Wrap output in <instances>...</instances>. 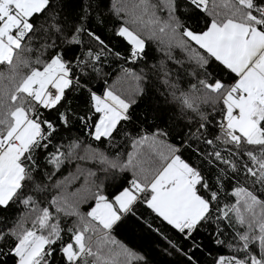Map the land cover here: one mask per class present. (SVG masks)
Instances as JSON below:
<instances>
[{
  "label": "snow or ice",
  "instance_id": "snow-or-ice-1",
  "mask_svg": "<svg viewBox=\"0 0 264 264\" xmlns=\"http://www.w3.org/2000/svg\"><path fill=\"white\" fill-rule=\"evenodd\" d=\"M109 11L116 17L110 35L102 0H82L72 19L63 0H0V65L9 70L0 72V211L18 203L27 209L0 227V264H153L145 250L113 236L121 226L160 236L171 249L166 254L186 264H200L197 253L208 244L229 250L211 264H264V0H111ZM198 13L207 18L203 27ZM113 39L128 47L117 50ZM37 40L47 60L24 55ZM153 41L165 59L151 69L181 114L196 115L194 131L191 120L169 115L174 107L151 105L154 123L143 127L140 109L149 97L141 85L148 74L125 65L147 66ZM110 58L134 90L107 85ZM185 77L194 81L187 91ZM204 104L213 106L212 115L201 110ZM77 125L100 147L73 137ZM64 132L69 139L61 143ZM129 140L133 152L121 153ZM144 145L154 148L158 165L143 157ZM74 160L98 168L78 167L54 181Z\"/></svg>",
  "mask_w": 264,
  "mask_h": 264
},
{
  "label": "trees",
  "instance_id": "trees-1",
  "mask_svg": "<svg viewBox=\"0 0 264 264\" xmlns=\"http://www.w3.org/2000/svg\"><path fill=\"white\" fill-rule=\"evenodd\" d=\"M81 2L82 0H63V8L69 19L74 18L81 9ZM103 4V11L106 16L109 17V20L111 21L110 23L105 25V31L110 35L111 34V29L116 23V17L113 15L109 9L111 7V0H102ZM131 7V5H129ZM199 20L200 27H203V22L206 17H204L201 14H197ZM37 19H42L38 17ZM197 21L194 20L193 23H196ZM113 44L117 46V50H123L128 47V45L122 41V40H116L113 39L112 41ZM40 45L41 41L37 40L33 43L32 47L34 49L33 52L31 53H25L24 55L27 56L30 60L35 61L37 56H40ZM158 45L157 42L153 41L150 43L149 48H148V64L147 66L144 63H140L138 66L137 65H132L128 64L125 65V67H131L134 68L135 71L140 72L141 69H143L147 74H148V79L141 85V87L145 88L148 91V102L142 104L140 111L142 112V117L146 116L147 117V124L143 125L145 129H147L149 124L154 123V119L151 115L148 114L146 111L149 107V105L152 106L153 111H155L158 108H164L168 109L170 107H174L176 110L174 112H170L169 115H173L176 117L177 120H182L185 123H187L189 120L192 121L191 127L193 131L195 128L198 126L196 123L197 117L194 113L190 111H185L183 114L180 112V107L178 103H175L171 100V97L168 95L166 86L160 82L159 74L155 73L151 69V65L157 64L160 60L165 59L164 54L161 51L157 50ZM174 54L177 56V58H182L181 53L179 50H174ZM41 59L47 60L48 58V53H45L43 56H40ZM215 63V62H213ZM32 66H36L33 64ZM169 67H172V64L169 63ZM219 67V65H217ZM104 70L106 73H108L106 79H107V85L113 86L118 93H127L131 90H134L136 88V84L129 78L124 76L121 73L120 70V63L116 62L114 59L110 58L105 62L104 65ZM28 68H22L21 72L26 73L28 72ZM0 72H3L5 76L9 75V70L7 66L5 65H0ZM226 75H228L226 73ZM234 78V77H233ZM186 81V82H185ZM194 81L190 77H185L184 81H182V87L187 91L188 90V83H193ZM5 84H8L9 82L7 80L4 81ZM98 87L100 86L99 83L97 85ZM202 94V93H198ZM69 100L72 101L74 105L76 104H81L83 101L73 95H69ZM212 105L211 104H204L201 105V110L205 113H208L209 115H212ZM217 108L223 107L222 105H217ZM45 116H50V117H55L56 113L55 112H45ZM215 119H220V116L218 113L215 114ZM77 128H79V125H77L75 128H73V131L71 135L73 137L79 136L80 139L85 141V145L87 146L91 144L93 147H100V145L96 144L91 140L90 137L87 136V133H79L77 131ZM129 131L131 129L129 128ZM210 131L215 132L216 128L213 125V127L210 129ZM63 140L61 143H66L69 139V134L67 132L63 133ZM171 143H175V141H170ZM122 147H120V152L121 153H131L133 152V147L131 141L127 142H121ZM104 150L108 152L109 155H112L114 152L113 150H109V146L105 145ZM139 151L143 154V157L150 162V166H155L159 164V159L155 155V150L153 147L149 145H144L142 148L139 149ZM81 155H83V152H81ZM92 168L93 170H97L98 166L95 164L94 161L89 160L86 162H81V161H70L67 162L60 170L59 173L54 177V181L57 180H63L64 177L68 176L70 173H76L77 168ZM48 171L51 172V166L48 167ZM129 177L131 176V173L127 174ZM103 179V177H101ZM81 184H83V179L81 178L80 180L76 181L74 184L69 186V191H74L76 187H79ZM105 191L107 193H112L115 191L114 188H108L107 185H105ZM38 200L41 201L40 207L46 206L44 202V198L38 197ZM92 201H89L88 204L82 205L81 210L86 212L88 208L91 206ZM139 211L144 212L147 214L148 218H152V213L145 207H141ZM27 212V209L22 204H16L14 205L9 211H0V227H3L5 223L8 226H11L12 223L20 216H25ZM29 223L26 224V227H30V217ZM74 218H68L69 224L71 223V220ZM159 223V221H157ZM167 235L171 237H175L176 241L179 242L180 245L187 247L188 246V241H185L178 233L174 232L170 227H167ZM113 236L117 240L124 241L126 244H129V246H139L137 250H145L147 254H149V259L153 261V264H186L184 261V258L182 256H179L176 253H172V255H167L166 252L164 251L167 249L168 251H171V249L168 247V244L165 240L161 239L160 236L152 233V234H141L137 233L133 235L129 229L126 226H121L120 228L116 229L113 232ZM200 239L204 243H208L207 240L205 239V235L201 234ZM216 246L213 244H208L206 248H202L200 252L197 253V257L200 260V264H211V261L215 258L216 255L220 254H227L229 250L227 249H220L219 251H213Z\"/></svg>",
  "mask_w": 264,
  "mask_h": 264
}]
</instances>
